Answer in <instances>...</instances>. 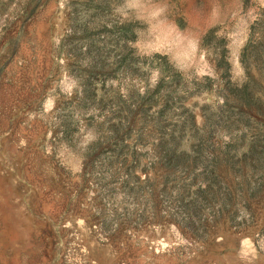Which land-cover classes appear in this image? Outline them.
<instances>
[{"label":"rangeland","instance_id":"rangeland-1","mask_svg":"<svg viewBox=\"0 0 264 264\" xmlns=\"http://www.w3.org/2000/svg\"><path fill=\"white\" fill-rule=\"evenodd\" d=\"M0 264H264V0H0Z\"/></svg>","mask_w":264,"mask_h":264}]
</instances>
